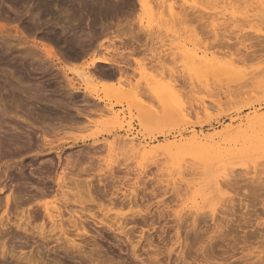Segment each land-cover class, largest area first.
<instances>
[{
	"label": "rangeland",
	"instance_id": "374dc122",
	"mask_svg": "<svg viewBox=\"0 0 264 264\" xmlns=\"http://www.w3.org/2000/svg\"><path fill=\"white\" fill-rule=\"evenodd\" d=\"M197 1L200 2L201 0H187V3H185V0H0V177L9 171V179L7 180V184L10 185L9 188L15 184L17 185V183L25 184L26 182L29 184L27 185L29 186L28 191L32 189L30 186L33 185L39 184L36 186L37 188H40V185L43 187L44 183L47 186L50 185L51 188H49L52 193L48 197L36 198L27 203L33 204V207L36 203L37 205H43L50 214L53 212L51 216L62 213L63 218L65 217L64 221L77 216L83 219L82 221L86 224H89L88 229L92 232V236H84L80 233L81 238H77V241L81 248L75 251L76 249L74 250L70 245L63 242L62 245L61 242H56V239L60 236L57 232H53L54 234L48 232L50 231L48 230L49 227L51 229L49 220L41 221V219L33 218V221L31 219L29 223L30 225L26 222L27 228L31 226V228H28L29 231L33 230V234L28 235V237L22 231L19 232L15 226H11L10 233L6 237L0 236V261L3 264H35L26 262L25 259L31 257L34 261L43 259L44 263L41 262V264H225L227 261L226 264H244L245 262L241 260L243 257L250 259L249 264H254L252 262L254 258L255 262L257 260L256 264H264V237H260L264 236V189L259 191V188H261L260 183L261 185L263 183L262 186H264V181H261V179L264 180V150L256 153V156L249 153L247 157L227 159L221 163L208 164V166L192 158L193 156L189 152L185 151L186 154H189L186 155L184 152L177 151L176 153L175 151L173 156L170 155L173 158L171 159L165 151V146L168 144L182 138H190L195 133L212 135L216 132H223L228 127L237 128L241 123L245 124L248 116L264 114V14L261 13V3L264 4V0H233V2L231 0H223V2L219 0L222 3L217 0H214V2L210 0L212 3L208 1V4L202 2L203 0L198 4ZM224 2L228 3V6ZM204 4L207 8L203 7ZM209 4L214 7L208 8ZM249 5H253L252 8ZM257 6L259 7L256 8ZM237 9L239 10L237 11ZM251 9L254 10L249 12ZM170 10H173V13L175 11L173 19L175 14L178 15L181 12L184 16L185 14L189 15V13V16H191L193 13L194 19L189 21L190 24L185 19V21L187 20L186 24L189 25H185L182 18V20H178L181 22L180 24L177 20H173L175 24L172 26L173 23H169L168 25L167 19L169 16L167 14ZM207 13L210 16L206 19ZM197 15L199 17L203 15V21ZM176 24H179L178 27ZM215 27L217 31L214 30ZM122 29L124 30L122 31ZM123 32V36L129 35V38L131 33H133L131 37H135L136 32L140 35L137 34L136 41L133 40L134 38L129 39L126 36L127 39L119 36ZM215 32H218L219 35L216 33L218 37ZM131 39L134 42H131ZM50 48L54 52L52 54L56 56L55 59L51 58L54 55H50ZM81 48L82 50L85 49L84 52ZM28 52H33V54L28 55ZM189 55L193 58L188 59ZM97 57H105L112 63L117 62L120 68H123L119 71L114 66L98 64L99 66L97 65L95 69L90 64ZM204 57L229 66L235 71V73L233 72L234 75L231 74L230 77L223 73V75H220L221 72L216 73L221 76L219 78L213 72L208 73L200 67V64L196 63L198 62L197 58L200 60ZM113 68L114 70H112ZM242 71L245 74L248 73V75L246 76ZM85 74L86 76H94L96 81L88 84ZM101 75L104 79L112 78L111 80L114 81L112 83L117 86L120 82L121 84L125 82L122 84V86L125 85L124 89L128 88V90L126 89L128 92L130 89L131 91L134 90L132 91L134 96L140 93V99H143L138 98V101L148 102L149 107L154 105L157 110H161V113L158 111L160 114L163 112V109H161L163 107L157 99L159 90L164 92V97L169 94L165 98L170 100V102H167L170 103L171 110L173 109L174 96L176 102L179 101L178 103L184 107L183 118L174 119V117L169 116L168 118H162L163 121L160 119L159 122L142 121L141 123L140 120L134 118L138 113L130 107L131 104L123 103L120 105V103L118 105L119 101L115 98L107 101V106L113 107L117 113L124 111L120 120L122 124L115 122L112 116L108 114L98 115L87 112V109H90L84 105L85 96L73 94L71 97L70 94L73 91L75 92V88L73 89L69 85L72 84L82 91L89 88V91L95 92H92L93 94L104 97ZM225 77H228V79ZM147 78L151 79V82ZM228 80L233 82L230 81L229 83ZM240 82L241 85L243 84L242 87H240ZM150 83L154 86H150ZM231 85L238 86H233V88ZM138 86H141V88ZM135 89L139 90L138 93ZM174 89L178 92H175ZM132 98L137 101V98ZM61 100L62 102H60ZM52 103L56 106L55 108ZM72 103L73 105H70ZM184 104L188 105L185 107ZM67 106H69V109H67ZM128 106L129 109L131 108V113H128L130 112ZM72 107L73 110L71 111ZM76 108H79L82 115H76L77 111H74L77 110ZM66 113H72L78 118L74 116L70 118L72 115ZM171 114L173 116V113ZM88 115L90 117H86ZM23 132H26L27 136ZM121 139L123 141L125 139H129V141L131 139L136 140L135 142L139 145L138 149L140 148L139 151L123 149L124 144H122ZM216 142L223 143V140L216 139ZM242 144L241 141L239 147ZM223 146L229 148V150L235 148V146L233 148L225 144ZM127 150L128 152H126ZM121 153H124V157ZM48 161L54 163V165H49ZM259 162L261 164L255 165ZM47 166H51L53 169ZM44 167L47 171L44 170ZM83 169L88 170L84 172ZM228 169L230 172H227ZM79 170L82 171L80 172L81 180H87V184L90 181L91 187L95 188H93V195L96 193L98 195L101 188V192L108 191L115 195L111 196L107 192L106 195L101 193L103 195L100 196L99 192L98 197L94 196V199L96 197L97 199L90 202L88 195H83L86 188L81 194V191H83L82 181L80 184H76L79 181L77 178L80 174L74 175L77 172L79 173ZM70 172L75 174H68ZM65 173L69 175L68 178L74 179L75 177L78 181L75 180V184L68 183L72 180L70 181L71 178L68 180V175H65ZM39 174L42 175L43 179L50 175L51 182L47 180V177L45 178L46 181H42ZM24 175L27 179H24L26 178ZM22 176L23 178H21ZM58 176H62L64 187L66 183L68 184L67 189L64 188L67 191L69 188L72 189V185L74 189L78 185H82L80 192H77L76 189L75 191L74 189L69 191L72 194L79 193L84 197L80 195L79 198V194L78 196L77 194L70 195L69 191H65L69 194L68 197L66 193L61 194L64 190L58 193L54 183ZM85 181L84 185L86 184ZM225 181L230 183L229 185L232 184L230 188H235L234 191L231 192L232 188H227L229 185ZM29 182H33L32 185ZM100 182L106 185H101ZM108 186L110 187L108 188ZM174 188L179 189L181 194L175 193ZM254 188L258 198H255L256 195L252 192H255ZM77 190H80V188L77 187ZM249 191L255 195H252L255 199L251 198ZM131 192L136 197L138 196L136 199L138 201L133 202L134 205L130 204L129 199L126 202L125 198L130 196ZM8 193L9 191L3 194L0 193V198L4 197L3 202ZM33 193H35V190H31L30 194ZM56 193H58V196H56ZM65 194L67 197L63 196ZM126 194L129 195L126 196ZM243 194L246 196L248 194L250 199L245 198ZM85 197L86 199H84ZM65 198L66 200L68 198V201ZM83 199L86 201L84 202ZM232 199H234L235 204L232 203ZM242 203L243 205L246 203L251 206L255 205L254 208L256 209L253 207L252 209H246ZM24 206L27 207L25 204ZM237 206H239V209ZM231 208L234 209L232 210L233 213L230 211ZM228 209L230 210L228 211ZM34 210L37 212H33ZM34 210L31 211L33 216L34 213L37 215L43 212L37 206ZM14 212L12 210L9 216H5L7 213H3L2 208L0 209V218L5 220L6 217L13 223L15 221L17 223L22 214L20 211L15 212L16 214ZM225 213H227V216L224 215ZM251 213L253 214L251 215ZM230 214L232 217H230ZM118 215L120 218H116V220L122 218L125 220V217L131 219H128L129 224L124 230V232H129L128 238L115 231V227L110 229L106 226H97L98 220L114 216L113 219H108L113 221ZM143 215L144 217H141V219L140 216ZM196 215H199L200 219ZM190 217L193 219H190ZM143 218H148L150 223L147 219L144 221ZM150 219H153V221L155 219V221L153 222ZM194 219L197 222L196 227L199 226L197 232L192 231ZM140 222H142V225ZM69 226L67 225V227ZM189 229L192 230L189 231ZM42 230H45V233L48 232V235L53 234L50 237L51 239L40 238L39 232ZM71 230H69L70 236H75V230H72L74 235L73 233L71 235ZM223 230L226 231V234ZM256 230L258 233L255 234ZM12 232L13 234L10 237ZM142 234L144 235L142 236ZM212 235L215 236V241L210 240V237H213ZM242 235H246V242L249 241V244L244 242L245 237ZM236 236L239 237V240ZM185 237H189L190 247L184 249ZM12 238L14 241L11 242ZM126 239L128 240L126 241ZM227 240L228 242H226ZM4 245H6L5 249L2 248ZM133 246L137 252L136 254L140 257L139 260L132 258ZM4 250H7L6 258L2 257L1 252ZM206 250L210 252L211 256H209L210 254L207 255ZM183 251L185 255L180 256L179 254ZM231 254L234 259L229 261L227 256L230 257ZM87 256H91L92 261ZM251 256H254V258ZM19 259L21 263L18 261ZM122 261L125 262L122 263Z\"/></svg>",
	"mask_w": 264,
	"mask_h": 264
},
{
	"label": "bare ground",
	"instance_id": "6f19581e",
	"mask_svg": "<svg viewBox=\"0 0 264 264\" xmlns=\"http://www.w3.org/2000/svg\"><path fill=\"white\" fill-rule=\"evenodd\" d=\"M51 1V0H50ZM202 1V0H201ZM200 1V2H201ZM208 1H210V0H206V1H202V2H205V3H207ZM217 1H219V0H217ZM227 1V0H226ZM232 2H233V0H231ZM235 1V0H234ZM239 1V0H238ZM244 1V0H243ZM246 1H248V0H246ZM198 2V4H200V2L199 1H197ZM213 2H214V0H213ZM219 2H221V1H219ZM218 2V3H219ZM222 2H223V0H222ZM221 2V3H222ZM241 3H242V1H240ZM210 3H212V1H210ZM220 3V4H221ZM224 3H226V2H224ZM236 3V2H235ZM208 4V3H207ZM227 4V6H228V3H226ZM226 4H224L225 6H226ZM234 4V3H233ZM254 4H255V2H254ZM51 5V4H50ZM86 5H88V4H86ZM184 5V4H183ZM206 4H204V6L203 7H206L207 8V6H205ZM210 5V4H209ZM208 5V6H209ZM219 5V4H218ZM218 5H217V7H218ZM235 5V4H234ZM236 5H239V4H236ZM259 5V4H258ZM47 6H48V4H47ZM46 6V7H47ZM212 5H210L208 8H210ZM232 6V5H231ZM240 6V5H239ZM251 8H252V6L251 5H249ZM261 6H262V11H261V13L262 14H264L263 13V11H264V4H262L261 3ZM182 7V6H181ZM212 7H214V6H212ZM237 7V6H236ZM243 7V6H242ZM259 6H257L256 8H258ZM50 8V7H49ZM179 8V7H178ZM177 8V9H178ZM185 8V7H184ZM187 8V7H186ZM194 8V7H193ZM240 8V7H239ZM254 8H255V6H254ZM179 9H181V8H179ZM188 9V8H187ZM198 9V8H197ZM231 9V8H230ZM173 10H175V9H173ZM173 10H170L169 12H168V14H167V11L165 12L168 16H169V18L167 19V23H168V25H169V23H173V20H180L181 18L183 19V21L185 22V25H187L188 23L190 24V22L189 21H191V19L193 20L194 19V16H192L193 15V13H192V15L191 16H189L190 15V13H189V15H186L185 14V16L182 14V12H181V14H175V18L173 19V15H174V13H175V11H174V13H173ZM190 10V9H189ZM239 9H237V11H238ZM252 10H254V9H251V11H249V12H252ZM179 11V10H178ZM197 11V10H196ZM236 11V12H237ZM188 12V11H187ZM191 12V11H190ZM195 12V11H194ZM203 12V11H202ZM255 12V11H254ZM178 13V12H177ZM183 13H185V11H183ZM198 13V12H197ZM200 13V12H199ZM198 13V14H199ZM260 13V14H261ZM188 14V13H187ZM208 15H207V17H205L206 19L207 18H209V13H207ZM218 14V13H217ZM242 14V13H241ZM167 15H166V17H167ZM183 15V16H182ZM225 15V14H224ZM216 16V15H215ZM262 16V15H261ZM261 16H260V18H261ZM164 17V16H163ZM176 17H177V19H176ZM197 17H199V15H197ZM196 17V18H197ZM240 18V17H239ZM181 19V20H182ZM185 19H187L188 20V23L186 24V22H187V20L185 21ZM198 19V18H197ZM199 19L201 20V21H203V15H200V17H199ZM206 19H204V20H206ZM263 19H264V17H263ZM217 20V19H216ZM182 21V22H183ZM232 21V20H231ZM119 22V21H118ZM166 22V21H165ZM165 22H163V23H165ZM179 22V24L181 23L180 21H178ZM208 22V21H207ZM207 22H205V23H207ZM210 23V22H209ZM208 23V24H209ZM166 24V23H165ZM175 23H173L172 24V26L174 25ZM178 24V25H179ZM188 24V25H189ZM216 24V23H215ZM121 25V24H120ZM177 25V24H176ZM178 25H177V27H178ZM210 25V24H209ZM119 26V25H118ZM206 26H207V24H206ZM219 26V25H218ZM210 27V26H209ZM217 27V26H216ZM216 27H215V31H217V29H216ZM206 28H208V27H206ZM179 29V28H178ZM124 29H122V31H123ZM177 30V29H176ZM119 31H121V30H119ZM124 32H126V31H124ZM124 32L123 33H121L122 35H119V36H123V34H124ZM140 32V31H139ZM120 33V32H119ZM127 33V32H126ZM218 34V32H215V34ZM127 34H129V33H127ZM131 34H133V33H131ZM131 34H130V38H134L133 40H136L137 41V34H138V32H136V39H135V37H131ZM135 34V33H134ZM211 34V33H210ZM216 34V35H217ZM138 35H140V34H138ZM211 35H213V34H211ZM219 35V34H218ZM218 35H217V37H218ZM118 36V37H119ZM128 37L129 35H124L123 37L125 38V37ZM117 37V36H116ZM115 37V38H116ZM117 37V38H118ZM126 37V38H127ZM117 38H116V40H117ZM129 38V37H128ZM127 38V39H128ZM129 38V39H130ZM139 38V37H138ZM121 40H122V38H121ZM132 40V39H131ZM131 41V42H134V41ZM128 41V40H127ZM130 41V40H129ZM90 42V41H89ZM119 42H120V38H119ZM127 43V42H126ZM137 43V42H136ZM124 45H125V43H124ZM126 46V45H125ZM73 49V48H72ZM50 51L49 52H51L50 53V55L52 56V55H54V54H52V53H54L53 52V50L50 48L49 49ZM81 50H82V48H81ZM85 50V49H84ZM84 50H82L83 52H84ZM87 50V49H86ZM119 51V50H118ZM33 52H35V51H33ZM33 52H28L27 54L28 55H32L33 54ZM86 53V52H85ZM34 56V55H33ZM76 56V55H75ZM54 57H56L55 55L54 56H52L51 58H54ZM80 57V56H79ZM78 57V58H79ZM193 58V57H192ZM191 58V55H189V58L188 59H192ZM55 59V58H54ZM198 59V62H196L198 65L200 64V67L202 68V69H204V70H206L208 73H220V75L223 73V74H227L228 76H230L231 77V74L232 75H234L233 74V72L235 73V71L234 70H232L229 66H227V65H223V64H219L218 62H216L215 60H213V59H208L207 57L205 58H201L200 60H199V58H197ZM186 60H187V58H186ZM194 60H196V59H194ZM193 60V61H194ZM191 61V60H190ZM189 61V62H190ZM197 61V60H196ZM123 63V62H122ZM194 64H195V61L193 62ZM98 64H100V65H109V66H114L115 68H117L119 71H121V69L123 68L122 66V68H120V65L119 64H117V62L115 63H112L111 61H109V60H107L105 57H103V58H100V57H97V58H95L92 62H91V66L92 67H95V69L97 68V65ZM196 65V64H195ZM99 66V65H98ZM88 67V66H87ZM198 67V66H197ZM126 68V67H125ZM109 70V69H108ZM112 70H114V68L112 69ZM95 71V70H94ZM199 71V70H198ZM201 71V70H200ZM91 72H93V71H91ZM107 72V71H106ZM203 72V71H202ZM205 72V71H204ZM206 72V73H207ZM243 73H244V71H242ZM95 73V72H94ZM260 73V72H259ZM259 73H257L258 74V77H260L259 76ZM96 74V73H95ZM98 74H100V73H98ZM103 74V73H102ZM113 74V73H112ZM122 74V73H121ZM120 74V75H121ZM222 74V75H223ZM245 74V73H244ZM250 74V73H249ZM97 75V74H96ZM105 75V74H104ZM207 75V74H206ZM209 76L211 75V74H208ZM214 75V74H213ZM217 75V74H216ZM215 75V76H216ZM226 75V76H227ZM246 76L248 75V73L247 74H245ZM253 75H255V74H253ZM98 76V75H97ZM114 76V75H113ZM122 76V75H121ZM218 76V75H217ZM236 76H238V75H236ZM249 76H251V75H249ZM256 76V75H255ZM254 76V77H255ZM85 77L87 78V83L88 84H90V83H92V82H95L96 80H95V77L94 76H92V75H87L86 76V74H85ZM101 77H102V75H101ZM109 77V76H108ZM219 78L221 77V76H218ZM217 77V78H218ZM223 77V76H222ZM240 77V76H239ZM252 77V76H251ZM257 77V76H256ZM85 78V79H86ZM99 78V77H98ZM103 78V77H102ZM116 78H117V76H116ZM226 78V77H225ZM247 78V77H246ZM112 79V78H111ZM110 78H106V79H102L103 81L101 82V85H102V87L104 88L103 90H104V97H100V96H97V95H95V94H93L92 92H94V91H89V88H86V89H84L83 91L82 90H79V89H77L74 85H72V84H68L70 87H72L73 89L75 88V92L73 91L70 95H71V97L73 96V94L75 95V94H82V95H84L85 96V103H84V105H86V106H88V108L90 109V110H88L87 109V112L89 111V112H91V114H92V112L93 113H96V114H98V115H106V114H108V115H110V116H112V119L115 121V122H119V124H122V121H120L121 120V118L123 117L122 115L124 114V111H121V113H117L116 111H114V108L113 107H109V106H107L108 105V103H107V101H110L112 98H115L116 100H118L119 102H118V105L120 104V105H122L123 103H127L128 105L129 104H131V108H134V110H136V112L138 113V115L136 116V117H134V118H136V119H138V120H140V122L142 123V121L143 122H152L153 123V121H158L159 122V120L160 119H162V118H168L169 116L170 117H174V119L176 118H181L183 115H184V113H185V110H184V107L183 106H181L178 102H176V99H175V97L173 96V112H172V110H171V106H170V103H168V102H170V100H168V99H166L165 97H167V96H163L164 94V92H162L161 90H159V93H157V99L159 100V102L161 103V105H162V107L163 108H161V109H163V112H162V114H160L161 112V110L159 111V109L157 110V108H155V106H154V108H152L153 106H151V107H149L148 106V102L147 103H145V101H140V100H142V99H140L141 97H140V93L139 94H137V95H139V96H137V95H135L134 96V94H132L133 92L132 91H134V90H132L131 91V89H130V91L128 92L127 90H128V88H126V89H124L123 87L125 86H122V84L123 83H125V82H123L122 84H121V82L118 84V86L117 85H115V84H113L112 83V81L113 80H111ZM120 79V78H119ZM148 79V78H147ZM226 79H228V77L226 78ZM232 79V78H231ZM255 79V78H254ZM149 81L151 80V79H148ZM229 81V80H228ZM231 82H233L232 80H230ZM230 81H229V83H230ZM235 81V80H234ZM237 81V80H236ZM245 81V80H244ZM114 82V81H113ZM151 82V81H150ZM71 83V82H70ZM116 83V82H115ZM237 83V82H236ZM242 83H244V82H242ZM150 86L152 85L151 83L149 84ZM176 85V84H175ZM240 85H241V82H240ZM243 85V84H242ZM242 85L240 86V87H242ZM149 86V87H150ZM154 86V84L152 85V87ZM170 86V85H169ZM174 86V85H173ZM177 86V85H176ZM235 87L236 85H231V87ZM238 86V85H237ZM236 86V87H237ZM134 87V86H133ZM139 87V86H138ZM137 87V89H139V88H141V86L138 88ZM171 87V86H170ZM169 87V88H170ZM229 87H230V85H229ZM233 87V88H234ZM133 89V88H132ZM137 89H135V90H137ZM143 89V88H142ZM145 89H146V87H145ZM179 89V88H178ZM141 90V89H140ZM176 89H174V91H175ZM138 91L139 90H137V93H138ZM142 91V90H141ZM146 91V90H145ZM175 92H178V90L177 91H175ZM179 92H180V94H181V91L179 90ZM95 93V92H94ZM174 93V92H173ZM133 96H132V95ZM146 94V93H145ZM144 94V96H146ZM100 95V94H99ZM66 96V95H65ZM68 96V95H67ZM143 96V95H142ZM182 96V95H181ZM29 97V96H28ZM71 97H69V98H71ZM132 97H134V98H137V101L136 100H133V98ZM153 97V96H152ZM30 98V97H29ZM60 98V97H59ZM66 98V97H65ZM79 98V97H78ZM138 98L140 99L139 101H138ZM184 98V97H183ZM38 99V98H37ZM115 99H113V100H115ZM66 100V99H65ZM71 100V99H70ZM76 100V99H75ZM145 100V99H144ZM181 100H182V98H181ZM184 100V99H183ZM47 101V100H46ZM49 101V100H48ZM56 101V100H55ZM54 101V102H55ZM74 101V100H73ZM154 101H155V99H154ZM168 101V102H167ZM187 101V100H186ZM44 102V101H43ZM60 102H62V100L60 101ZM59 102V103H60ZM81 102H82V100H81ZM39 103V102H38ZM80 103V102H79ZM111 103V102H110ZM109 103V104H110ZM188 103V102H187ZM53 104V107L55 108L56 106H54V103H52ZM52 104H49V105H52ZM145 104H147V105H145ZM172 104V103H171ZM189 104V103H188ZM188 104H186V105H188ZM68 105V104H67ZM70 105H73V103L72 104H70ZM75 105V104H74ZM83 105V106H84ZM157 105V104H156ZM186 105L184 104V106L186 107ZM77 106V105H76ZM75 106V107H76ZM81 106V105H80ZM69 106H67V109H69L68 108ZM74 107V108H75ZM30 108V107H29ZM130 108V109H131ZM28 109V108H27ZM52 109V108H51ZM77 109V108H76ZM128 109H129V106H128ZM129 109V110H130ZM186 109V108H185ZM189 109V108H188ZM190 109H191V107H190ZM43 110V109H42ZM73 110V107H72V109H71V111ZM46 111V110H45ZM63 111V110H62ZM69 111V110H68ZM74 111H77V113H76V115H82L81 114V112H80V110H79V108L77 109V110H74ZM82 111H85V110H82ZM160 113H159V112ZM187 111V110H186ZM58 112V111H57ZM63 112H65V111H63ZM31 113V112H30ZM29 113V114H30ZM37 113V112H36ZM53 113H55V112H53ZM69 113V112H68ZM83 113V112H82ZM128 113H131V110H130V112H128ZM171 113H173V116H172V114ZM189 113V112H188ZM60 114V113H59ZM67 114V113H66ZM75 114V113H74ZM62 115V114H61ZM60 115V116H61ZM67 115H72L70 118H73V114L71 113V114H67ZM131 115V114H130ZM129 115V116H130ZM186 115V114H185ZM190 115V114H189ZM93 116V115H92ZM97 116V115H96ZM56 117H58V116H56ZM75 118L77 117V116H74ZM86 117H90L89 115L88 116H86ZM187 117V116H186ZM53 118V117H52ZM59 118V117H58ZM78 118V117H77ZM132 118V117H131ZM183 118V117H182ZM67 119H69V117H67ZM124 119V118H123ZM170 119V118H169ZM173 119V120H174ZM246 119V118H245ZM70 120H72V119H70ZM125 120V119H124ZM64 121V120H63ZM75 121V120H74ZM80 121H81V119H80ZM162 121H163V119H162ZM185 121H187V120H185ZM243 121V120H242ZM67 122H68V120H67ZM78 122H79V119H78ZM114 122V124L116 125V123ZM176 122V121H175ZM65 123H66V120H65ZM71 123V122H70ZM81 123V122H80ZM77 124V123H76ZM32 125V124H31ZM74 125H75V122H74ZM32 126H34V125H32ZM37 126V125H36ZM67 126V125H66ZM77 126V125H76ZM78 126H80L79 124H78ZM82 126V125H81ZM74 128V127H73ZM16 129V128H15ZM19 129V128H18ZM15 131V130H14ZM19 131V130H18ZM32 131V130H31ZM43 131V130H42ZM4 132V131H3ZM22 133V132H21ZM23 133H25V135H26V132H23ZM15 134H16V132H15ZM18 134V133H17ZM21 135V134H20ZM23 135V134H22ZM27 136V135H26ZM29 136V135H28ZM13 138V137H12ZM46 138V137H45ZM14 139V138H13ZM16 139V138H15ZM29 139V138H28ZM216 139H219V140H223V143H215V140ZM17 140V139H16ZM21 140V139H20ZM31 140V139H30ZM49 140H51V139H49ZM122 140V139H121ZM14 141V140H13ZM13 141H12V143H13ZM123 141V140H122ZM136 140H134V139H131L130 141H129V139L127 140V139H125L124 141H123V143L122 144H124V146H123V149H130L131 151H139V149H138V147H139V145H137V143L135 142ZM241 141L243 142V144L239 147V144L241 143ZM15 143V142H14ZM20 143V142H19ZM18 144V143H17ZM223 144H225V145H229V146H235V148H237V149H235L234 147V150L232 149V150H229V148H225L224 146H223ZM15 145V144H14ZM26 145V144H25ZM46 145V144H45ZM44 145V146H45ZM18 146V145H17ZM1 147V146H0ZM13 147V146H12ZM20 147V146H19ZM22 147V146H21ZM42 147V146H41ZM48 147V146H47ZM94 147V146H93ZM15 148V147H14ZM98 148V147H97ZM4 149V148H3ZM24 149V148H23ZM165 151L169 154V157L171 158V156L170 155H172L173 156V152H175L176 151V153H177V151H180V152H184L185 153V151L186 152H189L190 154H191V156H193L192 158H194L195 160H197L198 162H202V163H204V164H206L207 166H208V164L210 165V164H212V163H221V162H223V161H226L227 159H232V158H236V159H238V158H240V157H247V156H249V153L251 154V153H253L254 155L256 154V153H260L261 151H263L264 150V114H261V115H257V114H255L254 116H251V117H247V119H246V121H245V124L244 123H241L237 128H233V127H228L225 131H223V132H216V133H214V134H212V135H204V134H193L190 138H182V139H179V140H177V141H174V142H172V143H170V144H168L167 146H165ZM11 150V149H10ZM122 150V149H121ZM121 150H120V152H121ZM5 152H7V151H5ZM126 152H128V150L126 151ZM130 152V151H129ZM264 152V151H263ZM13 153V152H12ZM17 154H18V152H17ZM122 154V156L124 155V153H121ZM128 154V153H127ZM130 154V153H129ZM183 154V153H182ZM186 154V153H185ZM4 155V154H3ZM60 155V154H59ZM179 156L181 155V154H178ZM186 155H189V154H186ZM9 156V155H8ZM126 156V155H125ZM184 156V155H183ZM256 156V155H255ZM14 157V156H13ZM124 157V156H123ZM129 157V156H128ZM175 157H176V155H175ZM130 158V157H129ZM135 158V157H134ZM180 158V157H179ZM178 158V159H179ZM261 158V157H260ZM34 159V158H33ZM88 159V158H87ZM124 159H127V158H124ZM160 159V158H159ZM158 159V160H159ZM171 159H173V158H171ZM47 160V159H46ZM68 160H69V158H68ZM95 160V159H94ZM128 160V159H127ZM163 160V159H162ZM176 160V159H175ZM179 160H181V159H179ZM93 161V160H92ZM173 161V160H172ZM46 162V161H45ZM49 162V165H51V166H53L54 165V163L52 164L50 161H48ZM71 162V161H70ZM70 162H68L69 164H70ZM247 162V161H246ZM51 163V164H50ZM64 163V162H63ZM67 163V162H66ZM72 163V162H71ZM92 163V162H91ZM94 163V162H93ZM180 163V162H179ZM257 163V162H256ZM47 164V163H46ZM45 164V165H46ZM259 164H261L260 162L258 163V164H255V165H259ZM15 165V164H14ZM127 165V164H126ZM155 165H159V164H155ZM254 165V164H253ZM51 166H49L50 167V169L52 168ZM89 166V165H88ZM87 166V167H88ZM178 166V165H177ZM48 167V166H47ZM48 167V168H49ZM173 167V166H172ZM176 167V166H175ZM179 167V166H178ZM189 167V166H188ZM187 167V168H188ZM22 168V167H21ZM42 168V167H41ZM46 167H44V170L45 171H47L46 169H45ZM61 168V167H60ZM74 168V167H73ZM86 168V167H85ZM92 168V167H91ZM158 168V167H157ZM190 168V167H189ZM258 168V167H257ZM32 169V168H31ZM53 169V168H52ZM79 169V168H78ZM89 169V168H88ZM88 169H86V170H84V172H86ZM117 169V168H116ZM191 169V168H190ZM252 169V168H251ZM251 169H249V170H251ZM255 169H256V167H255ZM16 170V169H15ZM14 170V171H15ZM43 170V171H44ZM49 170V169H48ZM81 170V169H80ZM79 170V173L77 174H73L72 172H70V173H68V174H73L74 176H76V175H79L80 174V172H82V171H80ZM94 170V169H93ZM178 170V169H177ZM241 170V169H240ZM257 170V169H256ZM44 171V172H45ZM50 171V170H49ZM232 171V170H231ZM248 171V170H247ZM259 171V170H258ZM42 172V171H41ZM41 172H40V174H41ZM74 172V171H73ZM83 172V173H84ZM121 172V171H120ZM207 172V171H206ZM227 172H230L229 171V169H228V171ZM245 172H246V170H245ZM251 172V171H250ZM8 173H9V171H8ZM7 172H5L4 173V176H1L0 177V193L1 194H3V193H5V192H7V191H9V193L5 196V199H4V202H3V198L1 199L0 198V209H2L3 208V213H7V215H5V216H9L10 215V213H11V211L12 210H14L15 212H19L20 211V213L22 214V217H21V219L19 220L18 219V221H17V223H13L12 221H10V219H8V218H6L5 217V220H4V218H0V236L1 237H6L7 236V234L8 233H10V228H11V226H15L18 230H19V232L20 231H22L24 234H27L26 236L28 237V235H30V234H33V230L31 229V231H29L30 229H28V228H31V226H29L28 228H27V223H28V225H30L29 223L31 222V219H32V221H33V218L34 219H41V221H47V220H49L50 222H51V229H50V227H49V229L48 230H50V231H48L49 233H58L59 234V236L60 237H58L57 239H56V242H63V243H65V244H67V245H70L75 251H78L77 249H80L81 247H80V244H78V241H77V238H79L80 236H81V234L82 235H91V231L88 229L89 228V224H86L84 221H82L83 219H80V218H78L77 216L76 217H73V218H69V220H67V221H64L63 219L65 218H63V215H62V213L60 214V213H58V215L57 216H55V215H53V216H51V214L53 213V212H51V214L49 213V211H48V209L46 208V207H44L43 205H37V203H36V205L33 207V204H28L27 202L28 201H31V200H33V199H36V198H44V197H48V195L50 194V193H52V191H50L51 189V187H50V185L49 186H47V185H45L46 183H44L46 180H45V178L47 177V180H50V175L49 176H46V177H44V179H43V177H42V175H43V173H42V175H40L41 176V178H42V181L43 180H45L43 183H44V185H43V187L40 185L39 187L40 188H37L36 186H38V185H36V186H30V188H32L31 190H35V193H33V194H30V192H31V190L30 191H28V187L29 186H27V185H29L27 182L25 183V181H23V183H25V184H18L17 182V185L15 184L14 186H12L11 188H9L10 187V185H8L7 184V180L9 179V174H8ZM39 173V172H38ZM46 173V172H45ZM48 173V172H47ZM67 173V172H66ZM65 173V175H68V174H66ZM124 173V172H123ZM242 173V172H241ZM244 173V172H243ZM242 173V174H243ZM24 174V173H23ZM112 174V173H111ZM197 174V173H196ZM208 174V173H207ZM247 174L248 175H250V173H248L247 172ZM22 175V174H21ZM59 175H61L60 173H59ZM63 175V174H62ZM72 175V176H73ZM83 175V174H82ZM131 175V174H130ZM204 175H206V174H204ZM227 175V174H226ZM229 175H230V173H229ZM228 175V177H230ZM258 175V174H257ZM25 176V175H24ZM34 177L36 176V175H33ZM73 176V177H74ZM80 176H81V174L78 176L79 178H80ZM90 176H92V175H90ZM110 176V175H109ZM113 176V175H112ZM120 176V175H119ZM125 176V175H124ZM128 176V175H127ZM235 176H237V175H235ZM255 176H256V174H255ZM26 177V176H25ZM32 177V176H31ZM37 177V176H36ZM69 177V175L67 176V178ZM86 177V176H85ZM185 177V176H184ZM227 177V178H228ZM257 177V176H256ZM21 178H23V176L21 177ZM30 178V177H29ZM39 178V177H38ZM62 176H58L57 177V179L56 180H54V183H55V185H56V187H57V192L59 193L60 191H62V190H64L63 191V193H61V194H64V193H66V192H68L69 190H71V191H73V185H72V189L71 188H69V190L67 191V190H65V189H67V183H66V188L63 186V182L64 181H62ZM71 178V177H70ZM70 178H68V180L70 179ZM79 178H75L74 177V179H70V181L72 180V182H68V180H67V182L68 183H74L75 184V182L76 181H78V182H76V184L78 183V184H80L81 183V181H82V185H78L77 187H78V189L80 188V190H77V187L75 188L76 189V191L78 192H80L81 191V186L83 187V191H81V194H82V192H84V188H86V192H85V194L83 193V195L85 196V195H88V197L90 198V202H94L96 199H97V197H98V195H99V192H100V196L101 195H103V194H105L106 195V193L108 192H101L100 190L102 189H99V191H98V195H93L94 194V191H93V188L94 187H91V183H89L90 181H88V184H87V180L85 181V185H84V181L83 180H81V178L79 179ZM102 178V177H101ZM223 178V177H222ZM231 178V177H230ZM263 178V177H262ZM20 179V178H19ZM24 179H27V177L26 178H24ZM23 179V180H24ZM111 179V178H110ZM109 179V180H110ZM127 179V178H126ZM181 179V178H180ZM264 179V178H263ZM30 180H32V179H30ZM30 180H28V181H30ZM73 180H74V182H73ZM76 180V181H75ZM91 180V179H90ZM21 181H22V179H21ZM27 181V180H26ZM100 181H102V180H100ZM181 181V180H180ZM179 181V182H180ZM223 181V180H222ZM229 181V180H228ZM235 181V180H234ZM261 181H264V180H262L261 179ZM50 182H51V180H50ZM53 182V181H52ZM91 182H93V181H91ZM103 182V181H102ZM189 182V181H188ZM224 182V181H223ZM223 182H222V184H223ZM226 182V181H225ZM230 182H232L231 180H230ZM256 182H257V180H256ZM14 183V182H13ZM30 183V182H29ZM33 183V182H32ZM32 183H30V185H32ZM42 183V184H43ZM114 183H115V181H114ZM175 183V182H174ZM177 183V182H176ZM182 183V182H181ZM206 183V182H205ZM221 183V182H220ZM227 183V182H226ZM252 183H255V182H252ZM258 183H259V181H258ZM91 184V185H90ZM96 184V183H95ZM100 184L102 185V184H104V185H106L105 183H101L100 182ZM112 184V183H111ZM183 184V183H182ZM181 184V185H182ZM185 184V183H184ZM228 185L230 184V183H227ZM226 184V185H227ZM234 184H235V182H234ZM233 184V185H234ZM96 185H98V184H96ZM197 185V184H196ZM225 185V184H224ZM232 185V184H231ZM231 185H229L228 187L227 186H225V187H227V188H230V186ZM262 185H263V183H262ZM261 185V183H260V187L261 188H259V191H262V189H264V186H262ZM69 186H71V185H69ZM80 186V187H79ZM85 186V187H84ZM95 186V185H94ZM143 186H144V184H143ZM171 186V185H170ZM185 186V185H184ZM201 186V185H200ZM223 186V185H222ZM36 187V188H35ZM50 187V188H49ZM54 187V186H53ZM53 187H52V189H53ZM98 187H99V185H98ZM106 187V186H105ZM110 186H108V188H109ZM113 187V186H112ZM111 187V188H112ZM116 187V186H115ZM190 187V186H189ZM254 187V186H253ZM34 188V189H33ZM65 188V189H64ZM100 188V187H99ZM137 188V187H136ZM191 189H193V187H190ZM206 188V187H205ZM232 188V187H231ZM230 188V189H231ZM75 189H74V191H75ZM95 189V188H94ZM147 189V188H146ZM170 189V188H169ZM235 189V188H234ZM234 189L232 188V190H231V192L232 191H234ZM261 189V190H260ZM97 190V189H96ZM109 190V189H108ZM114 190H116V188H114ZM155 190V189H154ZM179 189H177V188H174L173 189V191L175 192V193H179V194H181V192H180V190H179V192H177ZM207 190V189H206ZM239 190V189H238ZM254 190H255V188H254ZM66 191V192H65ZM104 191V190H103ZM138 191V190H137ZM169 191V190H168ZM199 191H200V189H199ZM237 191V190H236ZM252 191V190H251ZM251 191H249L251 194H249V192H248V194L251 196V198H254L253 196H255L257 193H256V190H255V192L254 191H252L254 194H252V192ZM257 191H258V189H257ZM259 191H258V193H259ZM95 192H97V191H95ZM198 192V191H197ZM201 192V191H200ZM58 193H56V196H58ZM101 193H103V194H101ZM113 194H114V192H112ZM138 193H140V192H138ZM142 193V192H141ZM167 193V192H166ZM170 193V192H169ZM67 194V196L69 197V194L71 195L72 193H70V191H69V194L68 193H66ZM66 194L65 195H63V196H66ZM75 195L77 194V196H78V194L79 193H74ZM74 194H72V195H74ZM81 194H79V198H80V195ZM108 194H110L111 196H114V195H112L111 193H109L108 192ZM117 194V193H116ZM168 194V193H167ZM174 194V193H173ZM247 194V196L246 195H244L245 196V198H248V199H250V196ZM83 195H81V196H83ZM119 195V194H118ZM125 195V194H124ZM129 195V194H128ZM127 194H126V196H128ZM253 195V196H252ZM59 196H60V194H59ZM66 196V197H67ZM83 196V197H84ZM94 196H97L96 197V199H94L95 197ZM111 196H110V200H111ZM141 196V195H140ZM243 196V197H244ZM73 197H75V196H73ZM73 197H71L72 199H73ZM82 197V198H83ZM87 197V196H86ZM86 197L84 198V199H86ZM138 197V196H137ZM137 197H136V195L134 194V193H130V196H128V197H125L126 198V202L127 201H129L130 200V204L131 205H134V203L133 202H136V201H138V200H136L137 199ZM147 197V196H146ZM149 197V196H148ZM174 197V196H173ZM54 198V197H53ZM62 199L64 198V197H61ZM70 198V199H71ZM89 198H87V199H89ZM101 198V197H100ZM103 198V197H102ZM124 198V199H125ZM255 198H258V196L256 195L255 196ZM254 198V199H255ZM83 199V201L85 202L86 200H84ZM113 199V198H112ZM127 199H129V200H127ZM145 199V198H144ZM235 199V198H234ZM234 199H232V203L233 204H235V201H233ZM58 200V199H57ZM65 200H66V198H65ZM178 200V199H177ZM236 200V199H235ZM243 200H245V199H243ZM66 201H68V198H67V200ZM65 201V202H66ZM74 201V200H73ZM79 202H80V200H78ZM231 201V200H230ZM241 201V200H240ZM3 202V203H2ZM77 202V201H76ZM78 202V203H79ZM140 202V201H139ZM249 202V201H248ZM27 203V204H26ZM133 203V204H132ZM225 203H226V201H225ZM231 203V202H230ZM231 203V204H232ZM24 204L25 205H27V207L26 206H24ZM135 204H137V203H135ZM222 204V203H221ZM232 204V205H233ZM238 204V203H237ZM250 204V203H249ZM62 205V204H61ZM138 205V204H137ZM140 205V204H139ZM226 205V204H225ZM242 205H243V203H242ZM245 205V207H246V209H252V207L254 208V206H251V205H247V203L246 204H244ZM243 205V206H244ZM39 207V209L41 210L42 209V211L43 212H41L40 214H37L36 215V213H34V216H33V214H31L32 212V210H34V208L35 207ZM227 206V205H226ZM230 206V205H229ZM228 206V207H229ZM26 207V208H25ZM63 207V206H62ZM147 207V206H146ZM223 207V206H222ZM227 207V208H228ZM231 207V206H230ZM233 208H234V205L232 206ZM238 207V209H239V206H237ZM242 207V206H241ZM251 207V208H250ZM130 208H132V207H130ZM226 208V207H225ZM224 208V209H225ZM233 208H231V210L230 209H228V211L230 210V211H232V210H234ZM38 209V208H37ZM221 209V208H220ZM219 209V210H220ZM243 209V208H242ZM254 209H256V208H254ZM141 210H142V208H141ZM222 210H223V208H222ZM263 210H264V207H263ZM2 211V210H1ZM52 211V210H51ZM54 211V210H53ZM61 211V210H60ZM156 211V210H155ZM221 211V210H220ZM227 211V210H226ZM236 211V210H235ZM256 211V210H255ZM14 212V213H15ZM33 212H37V211H33ZM144 212V211H143ZM148 212V211H147ZM225 212V211H224ZM250 212V211H249ZM249 212H247L248 214H249ZM252 212V211H251ZM39 213V212H38ZM43 213V214H42ZM57 213V211L55 212V214ZM67 213V212H66ZM70 213V212H69ZM73 213V212H72ZM139 213V212H138ZM193 213V212H192ZM209 214H210V212H208ZM232 213H233V211H232ZM235 213V212H234ZM240 214H243L242 212H239ZM238 213V214H239ZM16 214V213H15ZM42 214V215H41ZM134 214H135V212H134ZM140 214V213H139ZM187 214V213H186ZM202 214V213H201ZM200 214V215H201ZM227 213H225L224 215H226ZM253 213H251V215H252ZM60 215H62V216H60ZM69 215V214H68ZM72 215H74V214H72ZM76 215V214H75ZM122 215V214H121ZM120 215V216H121ZM131 215V214H130ZM171 215V214H170ZM173 215V214H172ZM203 215V214H202ZM204 215H205V212H204ZM203 215V216H204ZM206 215H207V213H206ZM235 215V214H234ZM245 215V214H244ZM250 215V216H251ZM55 216V217H54ZM126 216H128V215H126ZM149 216V215H148ZM151 216V215H150ZM153 216V215H152ZM197 216V215H196ZM195 216V217H196ZM209 216V215H208ZM207 216V217H208ZM227 216V215H226ZM69 217H71V216H69ZM113 217L114 216H112V217H109V218H112L113 219ZM137 217V216H136ZM141 217H144V215L143 216H140V218ZM194 217V216H193ZM197 217H199V219H200V216L198 215ZM202 217V216H201ZM209 217H211V216H209ZM217 217V216H216ZM215 217V218H216ZM230 217H232L231 216V214H230ZM246 217V216H245ZM249 217V216H248ZM252 217V216H251ZM108 218V217H107ZM108 218V219H109ZM116 218H120L119 217V215H118V217H115V219L114 220H116ZM153 218V217H152ZM155 218V217H154ZM160 218V217H159ZM189 218V217H188ZM187 218V219H188ZM192 217H190V219H191ZM220 218V217H219ZM8 219V220H7ZM103 219H106V218H103ZM103 219H101V220H98V222H97V226H106V228L107 227H109L110 229H113L114 227H115V231H117V232H119V234H121V236L122 235H125V237H127L128 238V234H129V232H127V231H125L124 232V230L126 229V227L128 226V224H129V220L128 219H130V218H128V219H126V217H125V220H124V218H122V219H117L116 221H112V219L109 221L108 219H106V220H103ZM132 219H134V218H132ZM142 219V218H141ZM145 219H147L148 220V218H145ZM144 218H143V220L144 221H146ZM189 219V220H190ZM193 219V218H192ZM196 219V218H195ZM194 219V222H193V225H192V231H196L197 232V228L199 227H196L197 226V222H196V220H199V219H196L195 220ZM210 219V218H209ZM226 219V218H225ZM245 219V218H244ZM12 220V219H11ZM66 220V219H65ZM131 220V219H130ZM142 220V221H143ZM150 220H152L153 221V219H150ZM205 220H206V218H205ZM204 220V221H205ZM208 220V219H207ZM246 220H247V218H246ZM245 220V221H246ZM105 221H107V222H105ZM134 221H135V219H134ZM149 221V220H148ZM151 221V222H152ZM154 221H155V219H154ZM153 221V222H154ZM229 221V220H228ZM233 221V219L231 220V222ZM235 221V220H234ZM27 222V223H26ZM49 222V223H50ZM67 222V223H66ZM133 222V221H132ZM139 222V221H138ZM186 222H188V221H186ZM223 222V221H222ZM222 222H221V224H222ZM225 222H226V220H225ZM230 222V223H231ZM236 222V221H235ZM26 223V224H25ZM48 223V224H49ZM94 223H96V222H94ZM141 223V225H142V222H140ZM143 223H146V222H143ZM149 223H150V221H149ZM190 223V222H189ZM200 223V222H199ZM139 224V223H138ZM153 224V223H152ZM179 224V223H178ZM182 224H183V222H182ZM186 224V223H185ZM188 224V223H187ZM215 224H217L216 222H215ZM220 224V225H221ZM264 224V223H263ZM32 225V224H31ZM50 225V224H49ZM48 225V226H49ZM67 225L69 226V227H67ZM146 225V224H145ZM151 225V224H150ZM191 225V224H190ZM199 225V224H198ZM242 225H244V224H242ZM241 225V226H242ZM246 225V224H245ZM260 225V224H259ZM259 225H257L258 227H259ZM53 226V227H52ZM153 226H154V224H153ZM227 226V225H226ZM262 226V225H261ZM230 227V226H229ZM229 227H228V229H229ZM245 227V226H244ZM252 227V226H251ZM38 228V227H37ZM55 228V229H54ZM68 228V229H67ZM216 228V227H215ZM222 228H223V226H222ZM246 228V227H245ZM12 229H14V228H12ZM36 229V228H35ZM35 229H34V231H35ZM70 229H74L75 230V236H70V234H69V230ZM91 229V228H90ZM196 229V230H195ZM217 229V228H216ZM225 229V228H224ZM228 229H226V230H228ZM37 230H39V229H37ZM41 230V229H40ZM71 230V231H72ZM98 230V229H97ZM103 230V229H102ZM188 230V229H187ZM190 229H189V231H191ZM230 230V229H229ZM232 230V229H231ZM259 230V229H258ZM45 230H42L41 232H39V237L40 238H42V239H45V240H47V239H51L50 237L54 234H52V235H48V232L47 233H45L44 232ZM99 231V230H98ZM98 231H96L97 233H98ZM114 231V232H115ZM217 231H219V230H217ZM224 231V230H223ZM14 233H15V230L13 231ZM13 232L10 234V237H11V235L13 234ZM36 232V231H35ZM38 232V231H37ZM100 232V231H99ZM103 232V231H102ZM178 232V231H177ZM229 232V231H228ZM231 232V231H230ZM240 232V231H239ZM256 232H257V230L255 231V234H256ZM18 233V232H17ZM72 233H73V235H74V232L72 231L71 232V235H72ZM81 233V234H80ZM189 233V232H188ZM187 233V234H188ZM195 233V232H194ZM200 233V232H199ZM218 233V232H217ZM233 233V232H232ZM231 233V234H232ZM237 233V232H236ZM248 233V232H247ZM253 233H254V231H253ZM258 233V232H257ZM34 234H36V233H34ZM58 234H55V235H58ZM178 235H179V233H177ZM209 234V233H208ZM224 234H226V231H224ZM250 234V233H249ZM255 234H254V236H255ZM16 235H18V234H16ZM20 235V234H19ZM115 235V234H114ZM144 234H142V236H143ZM188 235H190V234H188ZM196 236H197V234H195ZM221 235V234H220ZM237 235V234H236ZM239 235V234H238ZM259 235V234H258ZM263 235V234H262ZM9 236V235H8ZM24 236V235H23ZM83 236V237H84ZM92 236V235H91ZM213 237H210L211 239L210 240H214L215 239V236L214 235H212ZM233 236V235H232ZM243 236V235H242ZM246 236V235H245ZM245 236H243V237H245ZM248 236V235H247ZM257 236V235H256ZM0 237V238H1ZM20 237V236H19ZM26 237V238H27ZM94 237V236H93ZM96 237V236H95ZM148 237V236H147ZM192 237V236H191ZM194 237V236H193ZM231 237V236H230ZM229 237V238H230ZM237 237V236H236ZM249 237V236H248ZM252 237H253V235H252ZM260 237H264V236H260ZM81 238V237H80ZM97 238V237H96ZM101 238V237H100ZM117 238V237H116ZM189 237H185V244H183V247H184V249L185 248H188V247H190L189 246V243H188V239ZM197 238V237H196ZM233 238V237H232ZM239 237H237V239H238ZM250 238V237H249ZM248 238V239H249ZM4 239H6V238H4ZM15 239V238H14ZM179 239H180V237H179ZM195 239V238H194ZM236 239V238H235ZM246 237H245V241L244 242H246ZM254 239V238H253ZM258 239V238H257ZM17 240H19V239H17ZM24 240V239H23ZM128 239H126V241H127ZM163 240V239H162ZM199 240V239H198ZM218 240V239H217ZM239 240V239H238ZM242 240V239H241ZM250 240V239H249ZM11 242L12 241H14L13 240V238H12V240H10ZM151 241V240H150ZM193 241H195V240H193ZM215 241V240H214ZM220 241V240H219ZM230 241V240H229ZM262 241V240H261ZM95 242H97V241H95ZM149 242V241H148ZM197 242V241H196ZM209 242V241H208ZM226 242H228V240L226 241ZM236 242V241H235ZM240 242H243V241H240ZM63 243H62V245H63ZM153 243V242H152ZM151 243V244H152ZM213 243V242H212ZM231 243V242H230ZM238 243V242H237ZM246 243H248L249 244V241L248 242H246ZM5 244H7L6 242H5ZM123 244H124V242H123ZM150 244V243H149ZM192 244V243H191ZM222 244V243H221ZM220 244V245H221ZM239 244V243H238ZM244 244V243H243ZM100 245V244H99ZM126 245V244H125ZM193 245V244H192ZM195 245H197V244H195ZM226 245V244H225ZM242 245V244H241ZM240 245V246H241ZM69 246V247H70ZM96 246H98V244H96ZM216 246V245H215ZM224 246V245H223ZM239 246V245H238ZM238 246H236L237 248H238ZM246 246V245H245ZM5 247H6V245H4L2 248L3 249H5ZM63 247V246H62ZM121 247V246H120ZM134 247V246H133ZM150 247H151V245H150ZM208 247V246H207ZM220 247V246H219ZM230 247V246H229ZM234 247V246H233ZM244 247V246H243ZM64 248V247H63ZM223 248V247H222ZM225 248H227V247H225ZM224 249V248H223ZM232 249V248H231ZM235 249V248H234ZM240 249V248H239ZM121 250V249H120ZM211 250V249H210ZM237 250V249H236ZM242 250H244V249H242ZM226 251V250H225ZM232 251V250H231ZM238 251V250H237ZM52 252V251H51ZM50 252V253H51ZM206 252H207V255H209L210 254V252H208V250H206ZM236 252V251H235ZM2 253V257L3 258H6V253H7V250H4L3 252H1ZM74 253V252H73ZM77 253V252H76ZM75 253V254H76ZM79 253V252H78ZM81 253V252H80ZM137 252L135 251V247H134V249H133V253H132V258H134L135 260H139V255L138 254H136ZM212 253V252H211ZM217 253V252H216ZM227 253V252H226ZM82 254H84V253H82ZM74 255V254H73ZM73 255H72V257H73ZM78 255V254H77ZM81 255V254H80ZM90 255V254H89ZM107 255V254H106ZM109 255V254H108ZM180 256L181 255H185L184 254V251L183 252H181L180 254H179ZM215 255V254H214ZM230 255V254H229ZM235 255V254H234ZM43 256V255H42ZM61 256V255H60ZM66 256V255H65ZM82 256H86V255H82ZM158 256H160V255H158ZM209 256H211V254L209 255ZM222 256H224V255H222ZM243 256H245V255H243ZM249 257H250V255H248ZM51 257V256H50ZM49 257V258H50ZM78 257H80V256H78ZM228 257V260L230 261V260H233L234 259V256H232V254H231V256L229 257V256H227ZM252 257V256H251ZM32 258V257H31ZM31 258H28V259H25L26 260V262H29V263H31V262H33V263H35V264H41V262H43L44 263V260L42 261L41 259V261H39V260H33V259H31ZM52 258V257H51ZM55 258V257H54ZM63 258V257H62ZM69 258V257H68ZM83 258V257H82ZM87 258L88 259H90L91 258V256H87ZM92 258H93V256H92ZM239 258V257H238ZM244 258V259H243ZM243 258H241V260H243L245 263H250L249 262V258H247V257H243ZM252 258H254V256L252 257ZM37 259H39V258H37ZM60 259H61V257H60ZM74 259V258H73ZM81 259V258H80ZM156 259V258H155ZM240 259V258H239ZM48 260V259H47ZM56 260H57V258H56ZM91 260V259H90ZM157 260V259H156ZM225 260V259H224ZM238 260V259H237ZM254 260H255V258H254ZM252 261V262H254V264H256L257 263V260H256V262L255 261ZM20 263H21V260L19 259L18 260ZM58 261V260H57ZM89 261V260H88ZM92 261V260H91ZM118 261V260H117ZM157 261H159L160 262V260H157ZM226 261H227V259H226ZM234 261H236V260H234ZM54 262V261H53ZM60 262H61V260H60ZM76 262V261H75ZM123 262H125V261H122V263ZM131 262V261H130ZM228 262V261H227ZM226 262V263H227ZM242 262V261H241ZM259 262V261H258ZM263 262H264V260H263ZM137 263V262H136ZM225 263V262H224ZM225 263V264H226ZM232 263H233V261H232ZM244 263V264H245ZM59 264V263H58ZM123 264H126V263H123ZM129 264V263H128ZM252 264V263H251ZM258 264H261V263H258Z\"/></svg>",
	"mask_w": 264,
	"mask_h": 264
},
{
	"label": "snow or ice",
	"instance_id": "6c2138e0",
	"mask_svg": "<svg viewBox=\"0 0 264 264\" xmlns=\"http://www.w3.org/2000/svg\"><path fill=\"white\" fill-rule=\"evenodd\" d=\"M185 3H187V0H185ZM0 264H3V262H2V261H0Z\"/></svg>",
	"mask_w": 264,
	"mask_h": 264
}]
</instances>
